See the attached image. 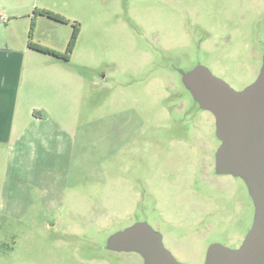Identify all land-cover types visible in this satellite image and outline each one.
Wrapping results in <instances>:
<instances>
[{"label": "rangeland", "instance_id": "rangeland-1", "mask_svg": "<svg viewBox=\"0 0 264 264\" xmlns=\"http://www.w3.org/2000/svg\"><path fill=\"white\" fill-rule=\"evenodd\" d=\"M35 7L68 22L32 15L34 40L64 52L73 23L79 34L60 60L70 78L49 93L55 119L20 146L0 144V264H144L102 245L136 220L157 221L154 198L182 224L161 230L185 240L169 246L186 264H203L211 243L242 242L253 202L241 177L205 167L220 145L214 116L181 72L201 64L236 90L252 83L264 0H0L3 17Z\"/></svg>", "mask_w": 264, "mask_h": 264}, {"label": "water", "instance_id": "water-1", "mask_svg": "<svg viewBox=\"0 0 264 264\" xmlns=\"http://www.w3.org/2000/svg\"><path fill=\"white\" fill-rule=\"evenodd\" d=\"M183 85L198 105L211 112L215 136L217 173L243 179L254 205L253 222L243 242L235 248L209 245L204 264H264V59L256 79L241 90L198 64L181 72ZM112 250L137 252L144 264H185L164 246L161 234L147 221H137L108 236Z\"/></svg>", "mask_w": 264, "mask_h": 264}, {"label": "crops", "instance_id": "crops-1", "mask_svg": "<svg viewBox=\"0 0 264 264\" xmlns=\"http://www.w3.org/2000/svg\"><path fill=\"white\" fill-rule=\"evenodd\" d=\"M7 12L4 17L0 13V144L20 146L25 136L40 134L37 128L55 119L56 99L49 93L52 94L54 82L68 79L70 75L60 58L54 59L28 46L31 20L34 24L30 38L41 41L34 40L38 18L31 16L35 14L24 15L20 10ZM66 116V124L71 125L69 115ZM31 126L35 129L30 130ZM42 133L51 135L52 131ZM32 144L33 141H27V146ZM39 144L42 148L48 147L41 140Z\"/></svg>", "mask_w": 264, "mask_h": 264}, {"label": "flooded vegetation", "instance_id": "flooded-vegetation-1", "mask_svg": "<svg viewBox=\"0 0 264 264\" xmlns=\"http://www.w3.org/2000/svg\"><path fill=\"white\" fill-rule=\"evenodd\" d=\"M125 18H128V16H125ZM263 59H264V56L262 57V59H261V65H262V62H263ZM261 68V67H260ZM259 73V72H258ZM188 89V88H187ZM198 104V103H197ZM200 107V106H199ZM214 123H215V120H214ZM217 138V137H216ZM219 140V139H218ZM219 142H220V144H221V141L219 140ZM216 152V151H215ZM212 159H213V164L211 163H208V165H206L205 167H207L208 169H210L212 172H214L215 174H218V175H221V173H217L216 172V169H215V153H214V156L212 157ZM230 175V174H229ZM153 208L156 210V212H157V221H154L153 223L151 222V221H149L148 219H139V220H136L135 222H137V221H147L149 224H150V226L154 229V230H156V231H158L160 234H161V236H162V241H163V244H164V246L171 252V254L178 260V261H180V262H183V263H185L184 261H182L181 260V258L179 257V256H177L174 252H173V250H172V247H170L169 245H171L172 244V246H174L173 245V243H175V245H179V246H184V244H185V240L183 239V238H181L179 235H177L175 232H172V233H170V234H165L162 230H161V226H163V225H165L167 228H173V229H177V228H181L182 227V224H178V223H176L175 222V220L174 219H172L171 218V216H168V215H166L165 214V212L161 209V208H159L158 206H157V203H156V201H155V198H154V200H153ZM202 211V210H201ZM200 211V212H201ZM198 213V210L196 209V213H195V216L197 217V219H196V223H195V225L199 222V221H201L202 220V215H203V213ZM134 222V223H135ZM133 224V223H132ZM63 231L64 232H66V233H72L73 235L75 234V233H73V232H71L70 230H67V229H63ZM245 238V237H244ZM108 239V238H107ZM107 239H106V242L102 245V247L106 250V251H109V252H114V253H119V252H125V251H117V250H112V249H109L108 247H107ZM244 240V239H243ZM243 240H242V242H243ZM242 242H240L238 245H228V247H231V248H235V247H238ZM212 244V243H211ZM88 248H90V247H88ZM207 253V252H206ZM205 258H206V256H205ZM102 260V259H101ZM107 262V261H106ZM204 262H205V260H204ZM143 263H144V261H143ZM186 264V263H185ZM204 264V263H203Z\"/></svg>", "mask_w": 264, "mask_h": 264}, {"label": "trees", "instance_id": "trees-1", "mask_svg": "<svg viewBox=\"0 0 264 264\" xmlns=\"http://www.w3.org/2000/svg\"><path fill=\"white\" fill-rule=\"evenodd\" d=\"M34 14L35 15H42V16H47L48 18L52 19V20H56V21H60V22H68L67 19H65L62 15L56 13V12H53L51 10H47L45 8H36L34 9ZM33 21L31 23V29H30V32H29V41H28V46L33 49V50H36L38 52H42V53H45V54H49V55H52L54 57H57V58H60V59H63V60H69L70 56H71V52L75 46V43H76V40H77V37H78V34H79V25L78 23H73V29H72V32H71V35H70V38L68 40V43H67V46H66V49L64 52H60L56 49H53V48H50L46 45H43L39 42H34L31 40V33H32V26H33Z\"/></svg>", "mask_w": 264, "mask_h": 264}]
</instances>
